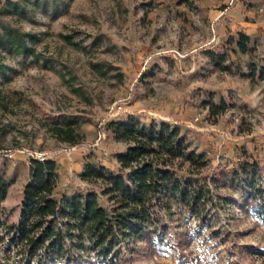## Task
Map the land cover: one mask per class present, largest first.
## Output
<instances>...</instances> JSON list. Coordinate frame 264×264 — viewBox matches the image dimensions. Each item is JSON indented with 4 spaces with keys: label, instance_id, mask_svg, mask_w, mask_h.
<instances>
[{
    "label": "rangeland",
    "instance_id": "rangeland-1",
    "mask_svg": "<svg viewBox=\"0 0 264 264\" xmlns=\"http://www.w3.org/2000/svg\"><path fill=\"white\" fill-rule=\"evenodd\" d=\"M8 1L24 3L0 0V9ZM236 4L251 9L264 0H56L42 8L27 3L23 15L0 12V21L32 35L28 44L39 53L0 48V101L9 109L0 108V174L9 183L4 220L18 221L33 157L56 161L60 192L98 191L79 174L87 164L118 171L115 155L126 144L114 140L106 125L127 116L141 123L154 119L178 125L206 157L209 178L237 169L239 161L251 160L247 155L255 158L244 142L250 138L240 139L230 156L209 151L208 136L223 135L218 128H227L232 136L238 135L235 130L250 131L252 110L224 102L218 114H211V93L196 83L204 79V65L189 72L190 51L202 45L207 28L214 33L209 25L222 17L219 10ZM228 39L231 47L234 39ZM257 44V38L248 42L246 66L249 70L252 63L258 72L264 51ZM67 124L83 135L81 144L61 142L49 130ZM234 177L230 172L227 179L211 182L210 229L186 210L177 211L170 222L166 217L168 229L158 230L160 250L145 242L134 253L122 247V264H264L256 252L264 253V225L245 204L247 189ZM254 181L264 189V173Z\"/></svg>",
    "mask_w": 264,
    "mask_h": 264
},
{
    "label": "trees",
    "instance_id": "trees-1",
    "mask_svg": "<svg viewBox=\"0 0 264 264\" xmlns=\"http://www.w3.org/2000/svg\"><path fill=\"white\" fill-rule=\"evenodd\" d=\"M55 1H8L0 12L23 15L27 3L42 8ZM31 41L30 33L0 21V48L37 57L39 53L28 44ZM249 41L247 35L238 33L236 46L241 53L250 51ZM206 53L215 67L230 70L224 63L226 52ZM91 65L98 68L95 63ZM263 68L257 72L250 63L248 73L240 76L262 79ZM224 102H209L210 113L218 114ZM0 108L9 110L1 101ZM106 127L114 140L126 144V149L115 155L118 171L87 164L79 174L81 181L97 186L98 191L60 192L56 161L48 156L30 158L18 221L8 223L3 201L9 183L0 174V264H122V247L134 253L137 245L145 242L153 251L160 250L163 243L158 230L168 229L165 219L170 222L177 211L186 210L210 229L207 208L212 198L211 182L227 179L230 172L237 184L247 189L245 204L264 225V189L254 181L264 173L263 161L245 152L251 160H241L237 169H226L219 177L209 178L204 173L209 168L206 157L194 149L178 125L154 119L141 123L127 116L108 122ZM49 130L68 145L82 143L83 135L71 124L53 125Z\"/></svg>",
    "mask_w": 264,
    "mask_h": 264
},
{
    "label": "crops",
    "instance_id": "crops-1",
    "mask_svg": "<svg viewBox=\"0 0 264 264\" xmlns=\"http://www.w3.org/2000/svg\"><path fill=\"white\" fill-rule=\"evenodd\" d=\"M219 16L222 17L209 25L214 33L211 34V30L207 28L206 38L202 45L188 54L193 60L189 72L204 65V79L201 83H196L203 84V88L211 93L212 102L216 103L223 99L229 105H234L235 102L242 103L252 110L254 122L250 131L245 133L235 130L234 133L238 134L235 136L228 133L227 128H218L223 135L215 138L212 136V139L208 136L207 140H210L212 146L209 151L216 157L230 156L233 154V148L240 144V139L250 138L244 141L247 149L254 153L256 159L264 162V77L259 79L255 76L253 80H250V78L240 76V73H248L246 64L249 62V56L247 52L241 53L236 46L238 33L241 32L252 41L253 38H257L259 43L257 50L261 53L264 51V4L251 9H245L241 4L224 6L219 10ZM248 16L251 17L250 20L246 19ZM230 36L234 39L231 47L229 43L227 44ZM207 50L226 52L227 59L224 63L229 65L230 70L215 67L206 53ZM235 66H239V69L235 70ZM190 125L200 129L196 123H191V121ZM60 184L62 185V181Z\"/></svg>",
    "mask_w": 264,
    "mask_h": 264
}]
</instances>
